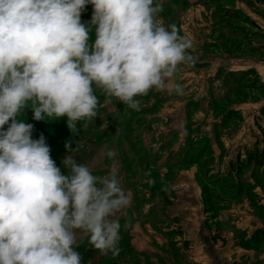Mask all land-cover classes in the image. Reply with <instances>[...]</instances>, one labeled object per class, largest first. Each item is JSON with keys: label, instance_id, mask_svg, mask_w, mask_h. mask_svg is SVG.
Wrapping results in <instances>:
<instances>
[{"label": "rangeland", "instance_id": "1", "mask_svg": "<svg viewBox=\"0 0 264 264\" xmlns=\"http://www.w3.org/2000/svg\"><path fill=\"white\" fill-rule=\"evenodd\" d=\"M257 2L164 0L157 18L192 41V61L178 66L169 85H180L182 94L151 89L133 110L115 98L106 103L94 89L98 115L74 131L64 118L54 120L56 127L53 120H32L29 108L22 111L34 130L43 128L57 166L69 142L93 175H106L115 163L129 196L116 217L119 254L102 255L80 235L82 258V251L91 252L82 264H264V236L256 233L264 232V107L251 131L257 148L246 125V136L237 132L241 116L234 111L239 104H264V81L253 69L235 75L217 68L218 57L262 58L264 50L251 49L264 39L252 20L264 19ZM83 16L81 22L90 20V11ZM106 149L116 152L112 161ZM162 190H171L170 204Z\"/></svg>", "mask_w": 264, "mask_h": 264}, {"label": "clouds", "instance_id": "2", "mask_svg": "<svg viewBox=\"0 0 264 264\" xmlns=\"http://www.w3.org/2000/svg\"><path fill=\"white\" fill-rule=\"evenodd\" d=\"M163 3L0 0V264H82L80 235L102 255L119 254L116 217L130 199L115 163L93 175L66 142L57 166L46 137L33 138L21 113L64 118L74 131L98 115L94 89L133 110L151 89L182 94L169 85L192 61V41L157 18ZM86 5L91 18L81 22Z\"/></svg>", "mask_w": 264, "mask_h": 264}, {"label": "crops", "instance_id": "3", "mask_svg": "<svg viewBox=\"0 0 264 264\" xmlns=\"http://www.w3.org/2000/svg\"><path fill=\"white\" fill-rule=\"evenodd\" d=\"M256 6L258 7V9H261L262 12L264 11L263 10L264 6L261 3H256ZM252 20L259 30L264 31V19L254 16L252 17ZM262 35H264V32H262ZM252 48L254 49L255 52L263 51L264 50V39L262 43L253 44ZM261 56L262 58L252 59V61L246 58V61H245L246 63L243 62L244 59L242 58L241 54L240 55L235 54L234 57H230L228 59L218 57V60L220 63L217 66V68L222 67L223 69H225L226 72L235 73V75L239 73L240 71H242L243 69H253L256 71V75L258 76V79L260 81H264V53ZM244 66L245 68H243ZM259 107H264V104L259 105V103H256V104L244 103V104H239L236 107H234V111L238 112L241 116L240 126L237 132L241 136L243 135L246 136L247 135L246 133L249 131V137L246 136V138L253 139V146L255 148H257L258 146L257 144L258 137L257 136L255 137L254 135L256 134V132H253L252 134L251 131L252 129H256L257 127L256 122L258 120ZM245 125L249 128L247 132H246V128L244 127ZM136 251L141 252V250H136Z\"/></svg>", "mask_w": 264, "mask_h": 264}, {"label": "trees", "instance_id": "4", "mask_svg": "<svg viewBox=\"0 0 264 264\" xmlns=\"http://www.w3.org/2000/svg\"><path fill=\"white\" fill-rule=\"evenodd\" d=\"M258 1L259 2H257V3H262V5L264 4V0H258ZM88 10L90 11V17H91V14H92V5H86L85 6L84 11H82V13H81V18L82 19H84L83 13H86ZM85 19L87 20V18H85ZM251 49L254 50L253 48H251ZM22 118L24 120H27V121L30 119L29 117L28 118H25L24 116H22ZM53 122H54V120H53ZM54 124L56 125V127L59 125V123H56V122H54ZM42 129H43L42 127L37 128L35 130L33 129V133L32 134H41V133H44V131ZM160 193H161L160 194V197L163 200V202L166 203V204H170V202H169L170 201V198H172V196H173L171 190H162ZM204 194H205V190L203 189V195ZM204 202H208V201H206V199L204 198ZM256 233L259 234L260 237H263L264 236V232H256ZM254 235L249 240L250 243H252L255 239H257V237H255ZM244 245H243L244 246V249L248 250L249 249V246H247V242ZM82 252L84 254L83 255V258H82L83 259L82 262L85 263L87 261V259L90 258L91 252L88 251V250H85V251H82Z\"/></svg>", "mask_w": 264, "mask_h": 264}]
</instances>
